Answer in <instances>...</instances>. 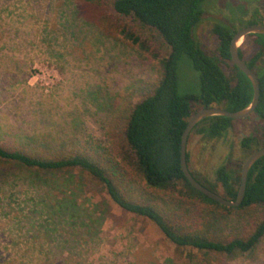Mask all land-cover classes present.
Listing matches in <instances>:
<instances>
[{
    "label": "rangeland",
    "instance_id": "374dc122",
    "mask_svg": "<svg viewBox=\"0 0 264 264\" xmlns=\"http://www.w3.org/2000/svg\"><path fill=\"white\" fill-rule=\"evenodd\" d=\"M73 1L0 0V144L32 150L41 145L101 143L107 101L139 81L155 79L153 63L138 52L97 40V32L76 17ZM202 9L204 20L195 37L209 52L216 46L212 27L218 21L236 33L264 26V0H208ZM143 33L167 53L156 32ZM256 39L249 35L240 43L245 62L257 53ZM200 89L199 73L184 55L178 66V93L198 94ZM249 136L258 138L259 146L246 151L241 142ZM262 148L264 125L249 116L236 120L227 136L210 144L190 134L189 167L199 183L222 196L223 188L214 190L208 182L215 183L217 170H237ZM0 169V264L5 259L26 261L22 253L28 249L27 241H33V226L41 232L50 230L58 258H71L74 264H264V238L253 252L232 257L177 249L151 221L119 209L101 184L79 171L43 174L40 179L14 166L0 163ZM70 179L81 218H65L53 230L48 212L71 192H63ZM138 192L152 193L143 184ZM252 220L236 212L218 225L216 235L220 239L241 235ZM87 229L89 235L83 233ZM43 234L40 240H45ZM88 238L93 240L85 242ZM57 246L63 248L61 253Z\"/></svg>",
    "mask_w": 264,
    "mask_h": 264
},
{
    "label": "trees",
    "instance_id": "16d2710c",
    "mask_svg": "<svg viewBox=\"0 0 264 264\" xmlns=\"http://www.w3.org/2000/svg\"><path fill=\"white\" fill-rule=\"evenodd\" d=\"M206 1H73L76 17L97 32V40L122 44L138 52L153 63L155 79L139 81L107 101L108 114L101 143L41 145L32 150L0 144V163L35 174L40 179L43 174L84 173L102 185L119 209L151 221L177 249L192 248L231 257L253 252L264 238V157L250 170L245 199L238 208L224 207L195 190L181 168L182 136L191 116L211 107L238 112L247 108L254 96L250 80L231 59L235 31L221 21L216 22L212 27L216 46L211 52L196 39L195 30L204 20L202 5ZM146 29L157 33L167 47L166 54L143 33ZM256 36L257 53L246 63L257 74L260 101L250 117L264 125V66L260 65L264 58V35ZM239 54L243 59L241 50ZM184 55L199 73L198 94L181 96L178 93V66ZM138 94L140 100L134 102ZM235 121L221 116L206 118L191 134L200 135L210 144L227 136ZM257 139L246 137L241 147L250 151L259 146ZM187 163L189 167L188 152ZM242 166L237 170L220 167L215 183L208 181L212 189L217 190L220 185L225 192L222 196L234 201L241 185ZM189 170L197 179L190 167ZM66 183L63 192L66 189L71 192L48 212L52 223L49 227L53 230L65 218L69 221L73 217L81 218L72 189L73 179ZM140 184L152 193L138 192ZM236 212L253 217L249 228L241 235L218 238V225ZM81 225L85 223L82 221ZM33 229L36 232L31 237L33 241L26 243L29 246L22 253L26 258L22 264H74L71 258H58L51 244L50 230L41 232L35 226ZM40 233H44L45 240H40ZM80 233L75 234L80 237ZM83 233L89 235L90 230ZM92 240L88 238L85 242ZM56 248L60 253L63 251L62 247ZM16 253L19 254V250ZM13 263L20 264L11 259L1 264Z\"/></svg>",
    "mask_w": 264,
    "mask_h": 264
},
{
    "label": "water",
    "instance_id": "95a60500",
    "mask_svg": "<svg viewBox=\"0 0 264 264\" xmlns=\"http://www.w3.org/2000/svg\"><path fill=\"white\" fill-rule=\"evenodd\" d=\"M249 35H264V26H251L237 32L231 42L230 53L233 64L246 75V77L250 80L252 84L254 96L251 104L247 108L238 112H230L217 107L204 108L199 110L188 120L187 127L183 133L181 143V168L186 179L189 181V183L193 186L195 190L227 208H238L243 204L246 195L247 182L250 170L256 164L257 161L264 157V148L254 152L244 162L241 171V185L238 190L236 199L234 201H231L207 189L193 177L187 163V145L189 136L192 133L193 129L206 118L221 116L233 120H241L251 116L255 112L260 101L259 80L254 70L250 69V67L240 57L239 54V46L241 41Z\"/></svg>",
    "mask_w": 264,
    "mask_h": 264
}]
</instances>
